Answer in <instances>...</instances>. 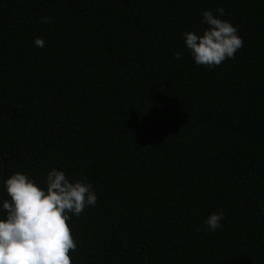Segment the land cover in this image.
I'll return each instance as SVG.
<instances>
[{"label": "trees", "instance_id": "1", "mask_svg": "<svg viewBox=\"0 0 264 264\" xmlns=\"http://www.w3.org/2000/svg\"><path fill=\"white\" fill-rule=\"evenodd\" d=\"M217 7L244 43L208 69ZM52 167L98 197L72 264H264V0H0V180Z\"/></svg>", "mask_w": 264, "mask_h": 264}, {"label": "clouds", "instance_id": "2", "mask_svg": "<svg viewBox=\"0 0 264 264\" xmlns=\"http://www.w3.org/2000/svg\"><path fill=\"white\" fill-rule=\"evenodd\" d=\"M225 9H204L201 32L184 31V50L194 63L208 69L233 59L243 46L238 26L224 19ZM43 17L41 23H48ZM34 46L43 48L45 41L34 38ZM183 51L174 53L179 60ZM0 264H72L69 253L77 248L67 223L79 218L86 208H94L97 194L87 179L70 180L62 169L52 167L43 183L28 173L14 172L0 180ZM264 211V207L261 208ZM222 211L210 213L203 221L205 231L222 228Z\"/></svg>", "mask_w": 264, "mask_h": 264}]
</instances>
